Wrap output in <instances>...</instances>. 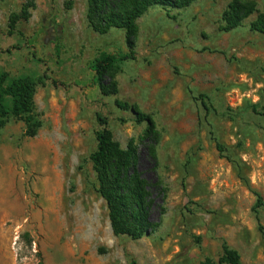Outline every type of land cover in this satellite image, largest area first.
<instances>
[{
    "label": "rangeland",
    "instance_id": "obj_1",
    "mask_svg": "<svg viewBox=\"0 0 264 264\" xmlns=\"http://www.w3.org/2000/svg\"><path fill=\"white\" fill-rule=\"evenodd\" d=\"M86 1L0 0V79L35 82L41 124L24 137L3 98L0 264H201L218 260L222 242L241 264H264V35L250 30L264 0H241L257 13L231 31L222 14L232 0L150 8L110 97L91 65L101 52L126 53L124 32L92 31ZM30 4L29 18L10 29V16ZM116 101L151 117L155 158L141 141L146 123ZM97 114L123 149L133 142L142 178L159 184L151 188L155 229L138 240L113 235L97 193L89 159Z\"/></svg>",
    "mask_w": 264,
    "mask_h": 264
},
{
    "label": "trees",
    "instance_id": "obj_2",
    "mask_svg": "<svg viewBox=\"0 0 264 264\" xmlns=\"http://www.w3.org/2000/svg\"><path fill=\"white\" fill-rule=\"evenodd\" d=\"M195 0H87L86 21L98 35H106L111 29L124 32L126 53L101 52L92 62L91 70L95 85L103 97L117 94L116 75L119 64L135 58L134 47L138 33L137 20L150 8L183 9ZM20 14H12L9 27L14 29L21 20L29 18L28 9ZM257 13L256 5L251 1L232 0L222 14L224 31L236 29L243 20ZM250 30L264 35V14L257 15L250 24ZM36 84L29 78H19L4 85L0 79V129L10 113L1 105L4 97L11 100V113L24 124L23 136L33 138L41 124L36 119L34 93ZM120 109H131L136 115V123H146L142 142L149 144V150L155 158V146L159 134L150 116L142 114L135 106L116 101ZM98 130L95 133L96 149L90 155L93 172L97 181V193L105 202L111 231L115 236H128L138 240L152 233L155 225L150 221L151 188H159L158 183L150 185L141 176L137 168V148L130 141L123 149L113 139L107 118L96 115ZM262 206L261 198L256 200L252 212L257 215ZM260 231L263 230L259 226ZM129 264H136L131 261ZM201 264H241L238 253L225 242L221 245V255L217 261L205 258Z\"/></svg>",
    "mask_w": 264,
    "mask_h": 264
},
{
    "label": "bare ground",
    "instance_id": "obj_3",
    "mask_svg": "<svg viewBox=\"0 0 264 264\" xmlns=\"http://www.w3.org/2000/svg\"><path fill=\"white\" fill-rule=\"evenodd\" d=\"M7 241H8V239H7ZM7 260H11V256H10V254H9V249H8V245H7ZM13 264V263H12Z\"/></svg>",
    "mask_w": 264,
    "mask_h": 264
}]
</instances>
